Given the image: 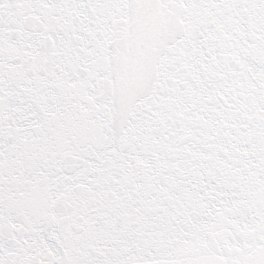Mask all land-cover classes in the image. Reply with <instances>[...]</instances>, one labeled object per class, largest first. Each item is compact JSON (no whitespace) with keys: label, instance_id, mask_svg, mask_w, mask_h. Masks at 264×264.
I'll list each match as a JSON object with an SVG mask.
<instances>
[{"label":"snow or ice","instance_id":"6c2138e0","mask_svg":"<svg viewBox=\"0 0 264 264\" xmlns=\"http://www.w3.org/2000/svg\"><path fill=\"white\" fill-rule=\"evenodd\" d=\"M0 264H264V0H0Z\"/></svg>","mask_w":264,"mask_h":264}]
</instances>
